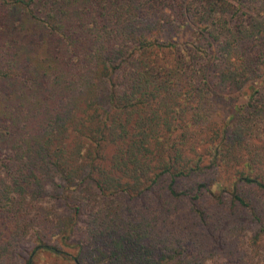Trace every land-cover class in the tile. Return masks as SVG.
<instances>
[{
	"label": "trees",
	"instance_id": "1",
	"mask_svg": "<svg viewBox=\"0 0 264 264\" xmlns=\"http://www.w3.org/2000/svg\"><path fill=\"white\" fill-rule=\"evenodd\" d=\"M79 225L76 264H264V0H0V264Z\"/></svg>",
	"mask_w": 264,
	"mask_h": 264
},
{
	"label": "rangeland",
	"instance_id": "2",
	"mask_svg": "<svg viewBox=\"0 0 264 264\" xmlns=\"http://www.w3.org/2000/svg\"><path fill=\"white\" fill-rule=\"evenodd\" d=\"M188 34V32L186 33ZM188 35H184V42ZM181 43H183L182 40H180ZM215 108L217 111L227 113V105L222 102L215 103ZM109 152V151H108ZM42 208L43 211L46 212L48 209H53L54 214H57L58 216L62 217V219L67 220L69 213L67 209L65 210L64 207H62L64 204L59 201H55L50 198H46L42 202ZM38 210L40 211V202L37 204ZM44 208L46 210H44ZM56 216V215H55ZM54 217V216H52ZM77 228L80 229L79 234L76 233L75 235L76 240L72 241H66L62 243L59 238L52 237L51 238V244L56 245L57 248L62 250L63 252H66L67 254H70L68 256L66 255H54L51 253H40V251L32 252L34 248L37 246L38 240H36L32 235V230L26 231V234H23L18 243L15 245L12 258L14 259L15 264H25L28 260H31V264H76L74 261L75 255L77 254V245L80 242V239L82 238L81 234V225H79ZM216 259L209 260L208 264H217Z\"/></svg>",
	"mask_w": 264,
	"mask_h": 264
}]
</instances>
